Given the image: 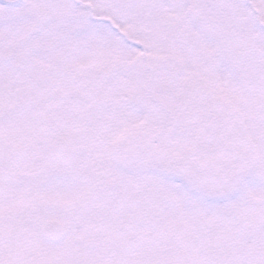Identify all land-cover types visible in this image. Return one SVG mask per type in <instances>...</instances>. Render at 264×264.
Wrapping results in <instances>:
<instances>
[{
	"label": "snow or ice",
	"instance_id": "snow-or-ice-1",
	"mask_svg": "<svg viewBox=\"0 0 264 264\" xmlns=\"http://www.w3.org/2000/svg\"><path fill=\"white\" fill-rule=\"evenodd\" d=\"M0 264H264V0H0Z\"/></svg>",
	"mask_w": 264,
	"mask_h": 264
}]
</instances>
